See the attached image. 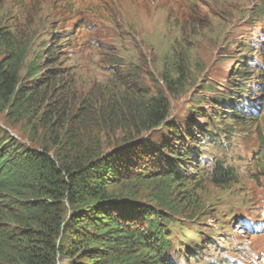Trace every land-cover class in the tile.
I'll return each mask as SVG.
<instances>
[{
	"label": "trees",
	"instance_id": "16d2710c",
	"mask_svg": "<svg viewBox=\"0 0 264 264\" xmlns=\"http://www.w3.org/2000/svg\"><path fill=\"white\" fill-rule=\"evenodd\" d=\"M5 3L0 0V5ZM109 12L113 13L111 8ZM26 38L0 26V112L12 121H31L45 133L48 145L37 149L3 133L0 264H60L65 259L71 264H200L209 248L199 226L201 217L195 214L196 209L202 211L203 204L183 188L190 181L204 180L228 190L241 189L239 174L206 151L199 137L213 149H221L230 141L234 143L232 132L252 131L262 113H254L253 99L245 97L263 92V88H253L250 77L258 60L238 65L234 71L231 68L225 83L214 69L210 71L203 86L210 94H204L203 99L213 106L193 110L205 119L202 128L193 117L192 122L189 118L169 120L167 94L161 90L152 93L143 86V77L125 73L121 58L102 57L104 62L93 63V71L100 70V77L115 84L113 90L98 88L81 96L74 91L75 77H68L72 70L62 72L57 66L68 38L54 39L51 48L43 44L51 58H34L29 65L26 59L31 42ZM242 48L258 51L246 42L241 43ZM104 50L99 47L93 54L101 56ZM182 53L176 76L167 72L161 76L172 96L188 86L184 83L188 81L185 58L189 51ZM42 59L49 62L47 71L40 65ZM260 85L262 81L257 87ZM220 88L224 91H218ZM238 96L247 103L235 100ZM226 102L232 106L222 116ZM216 124L222 126L215 128ZM256 137L264 145L261 135ZM141 151L164 170L149 175L150 170L145 169L141 178L156 182L147 196L155 208L132 205L138 199L132 188L109 193V185L126 183L124 175L130 179L127 171L132 157ZM129 199L124 210L122 204ZM214 208L210 206L205 216ZM238 208L244 207L217 209V219L220 223L233 219ZM120 210L123 220L119 219ZM109 213L113 217L106 218ZM198 244L197 253L191 252Z\"/></svg>",
	"mask_w": 264,
	"mask_h": 264
},
{
	"label": "rangeland",
	"instance_id": "374dc122",
	"mask_svg": "<svg viewBox=\"0 0 264 264\" xmlns=\"http://www.w3.org/2000/svg\"><path fill=\"white\" fill-rule=\"evenodd\" d=\"M3 2L6 3L0 5V26L6 28L10 34L18 33V36L27 37V41L30 39L27 65L34 58H51L44 52L43 44H48L51 48L54 46V39L65 36L68 38L67 45L62 46L64 49L59 56L62 59L57 66L62 72L72 70L68 77L72 79L75 77L74 82L77 84H74L76 86L74 91L85 96L98 88L113 90L115 84L105 81L100 77V70L93 71L92 67L94 62L100 60L104 62V58H121L124 63L120 67L125 73L130 71L143 77V86L152 93L161 90L167 94L171 121H185L189 118L192 122L193 117L199 120L198 124L202 128H205V119L199 114L194 115L193 110L203 108L205 105L213 106L203 99L204 94L208 93L203 91V86L210 71L214 69L223 77L221 82L225 83L231 68L234 71L238 65L239 67L247 63L252 65L258 60L259 63L250 77L253 88L256 90L263 88V92L260 96L252 93L245 97L253 99L254 113L257 115L262 113L252 131L232 132L234 143L230 141V144L221 149H213L208 142L204 143L203 138L199 137L206 151L222 159L226 168L231 167L239 174L237 181L240 182L241 189L228 190L204 180H197L188 182L183 190L184 193L194 194L203 204L200 207L202 211L196 209L195 214L201 217L202 221L199 223L202 224L199 226L206 233L205 245L209 248L200 264H224L228 260L232 264H264V232L248 234L243 228L245 234H242L237 225L239 222L246 224L248 222L250 226L261 229L264 226V145L261 138L256 137V134H260L264 140V0H3ZM109 8L113 13L109 12ZM259 11L262 14L255 15V12ZM194 25L196 29L193 28ZM242 42L250 43L257 47L258 51L250 53L247 52V48L241 49ZM99 47L105 48L101 56L93 54ZM186 49L189 51V57L185 58V64L189 65V71L185 74L188 81L184 84L188 83V86L177 89L178 93L172 96L161 76L166 72L176 76L181 62V58L178 57L180 54L183 56L182 50ZM242 57L244 59H239ZM170 63L172 65L169 67ZM40 65L43 71L50 68L49 62H44V59ZM261 81L263 85L257 87V83L261 84ZM213 91L216 93V90ZM218 91L224 89L220 88ZM231 91L238 92L235 89ZM238 97L240 98L235 100L243 101L241 96ZM221 104L224 103H220V106ZM231 106L226 102L221 107L222 116L227 114ZM220 126L222 125H214L215 128ZM0 129V144L3 133L6 132L20 142L37 149H43V145H48L45 133L35 128L31 121L20 122L19 119L12 121L0 112ZM224 139L225 137H221L220 141ZM132 158L133 164L127 171L130 179L124 175L123 178L127 182L109 185V193L118 194L120 189L127 191L128 188H132L138 198L134 200L137 203L132 205L140 204L155 208V203L147 196L149 190L154 191L156 182L152 184L151 180L141 178L142 174L146 173L145 169L150 170L149 175L161 174L164 170L153 161V157L142 151ZM208 162L206 161V164ZM122 176L121 174L119 178ZM129 202L130 199L124 200L122 204L124 210L125 206H129ZM210 206L215 208L206 217ZM237 206L244 207L238 208V212L234 213L236 217L233 219H237L234 222L230 219L220 223L217 219V209L231 211V207ZM119 214V219L123 220L121 210ZM109 216L113 217L109 213L106 218ZM90 232H93V228ZM199 249L200 244L193 245L190 251L197 253ZM193 261L195 259L190 260ZM60 264H71V261L65 259Z\"/></svg>",
	"mask_w": 264,
	"mask_h": 264
}]
</instances>
